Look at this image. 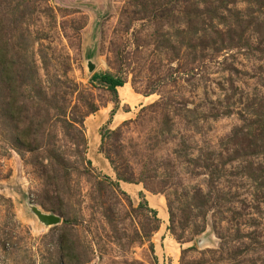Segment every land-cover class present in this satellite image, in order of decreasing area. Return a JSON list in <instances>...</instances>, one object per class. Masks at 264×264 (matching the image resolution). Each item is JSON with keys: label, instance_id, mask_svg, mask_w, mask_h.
I'll use <instances>...</instances> for the list:
<instances>
[{"label": "rangeland", "instance_id": "obj_1", "mask_svg": "<svg viewBox=\"0 0 264 264\" xmlns=\"http://www.w3.org/2000/svg\"><path fill=\"white\" fill-rule=\"evenodd\" d=\"M0 264H264V0H0Z\"/></svg>", "mask_w": 264, "mask_h": 264}, {"label": "trees", "instance_id": "obj_2", "mask_svg": "<svg viewBox=\"0 0 264 264\" xmlns=\"http://www.w3.org/2000/svg\"><path fill=\"white\" fill-rule=\"evenodd\" d=\"M92 79L106 86L107 89L112 93H116L117 88H120L124 85L119 78H115L109 74H95Z\"/></svg>", "mask_w": 264, "mask_h": 264}, {"label": "water", "instance_id": "obj_3", "mask_svg": "<svg viewBox=\"0 0 264 264\" xmlns=\"http://www.w3.org/2000/svg\"><path fill=\"white\" fill-rule=\"evenodd\" d=\"M39 217L41 218V221L45 224V225H55L58 223V219L54 218V217H48V216H43V215H39Z\"/></svg>", "mask_w": 264, "mask_h": 264}]
</instances>
